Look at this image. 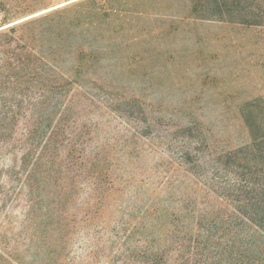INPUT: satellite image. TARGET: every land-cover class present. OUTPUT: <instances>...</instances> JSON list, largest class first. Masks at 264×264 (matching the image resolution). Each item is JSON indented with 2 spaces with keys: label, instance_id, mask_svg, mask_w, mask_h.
Masks as SVG:
<instances>
[{
  "label": "rangeland",
  "instance_id": "374dc122",
  "mask_svg": "<svg viewBox=\"0 0 264 264\" xmlns=\"http://www.w3.org/2000/svg\"><path fill=\"white\" fill-rule=\"evenodd\" d=\"M36 1L40 3L33 11L6 27L67 9L60 20L79 24L81 38L73 43L95 46L99 42L90 40L86 25L91 11L101 17L111 45L98 61L74 75L68 73L74 83L65 82L63 90L49 93L50 99L35 91L0 94V126L9 122L15 128L10 142L0 140V190L8 200L5 207L0 204V234L17 238L28 224L22 222L30 206L26 199L37 191H25L21 181L11 180L22 174L18 168L23 147L17 140L24 141L22 129L35 123L39 112L49 114L52 125L59 122L66 128L55 140L61 168L54 170H60L63 180L56 183L51 176L47 202L55 205L65 192L60 186L78 175L70 181L74 188L56 217L78 214L71 234L80 242L87 239L95 248L101 246V263L129 246H139L146 225L166 226L175 219L176 214L169 217V212L156 209L181 208L180 214L188 217L195 211V216L211 212L223 228L239 224L235 206L242 210L243 205L214 182L227 179L232 166L225 156L230 152L238 151L245 163L264 160V150L257 158L246 150L254 138L264 137V13L250 19L258 25H249L241 17L199 19L191 15L188 0ZM33 4L26 0L18 7L10 2L18 10ZM104 10L108 17L102 16ZM65 91L63 98L60 93ZM66 105L69 111L60 117ZM57 109L59 113L52 114ZM11 110L16 111L14 121L8 119ZM81 132L101 159L100 189L93 186L90 199L88 174L64 169L72 158L65 159L63 153L68 144L80 141ZM33 144L27 141L26 146ZM87 206L96 207L90 216L83 210ZM74 248L73 255L91 252L81 243Z\"/></svg>",
  "mask_w": 264,
  "mask_h": 264
},
{
  "label": "trees",
  "instance_id": "16d2710c",
  "mask_svg": "<svg viewBox=\"0 0 264 264\" xmlns=\"http://www.w3.org/2000/svg\"><path fill=\"white\" fill-rule=\"evenodd\" d=\"M25 1L0 0V94L18 92L20 95L23 91H35L40 93V96L48 94L47 99H50L49 93L63 90L65 82L70 85L74 83L68 79V73L74 75L76 70L82 69L89 62L98 61L102 51L109 50L111 37L99 22L101 17L98 13L91 11L87 12L89 21L86 25L91 33L90 40L99 42L95 46H79L73 43L81 38L77 30L79 24L75 21L60 20L67 9L54 10L40 18L6 27L14 23L13 19L33 11L40 3L31 0L34 6L23 10L10 5V2H15L20 7ZM187 3L188 7L191 5V15L199 19L232 20L233 17H241L246 24L258 25L250 19H256L264 13V0H188ZM106 12L103 11L104 18L108 17ZM95 47L97 49H94ZM67 65L70 66L69 69ZM66 93H60V96L64 98ZM68 111L69 106H64L60 117L66 116ZM57 113L59 109L52 112ZM35 116L37 121L22 129L24 141L17 140L20 147H23L18 168L22 174L18 172L14 179L10 180L15 183L21 181L25 191L29 189L31 192L35 189L37 195L26 199L30 206L25 209L22 222L28 224L21 227L17 238L9 237L6 233L0 234V264H99L102 247L95 248L87 239L86 242H80V239L74 238L75 234H71L77 225L78 214L63 212V215L57 218L55 213L59 211L61 202H68L69 194L74 188L70 181L73 182V178L78 175L67 179L66 186H60L65 192L62 198L57 199L55 205L47 202L51 197L48 189L53 184V177L56 183L63 180L60 170H54L56 167L61 168V164H56L61 151L56 148L55 140L66 128L59 122L52 125L49 114L39 112ZM10 117L9 121H14L16 111L11 110ZM0 119L4 117L0 116ZM46 121H49L50 125H44ZM14 132L13 125L7 122V125L0 126V140L7 141L9 138L10 142ZM83 134L81 132L79 142L75 145L68 144L65 149L63 156L72 160H67L69 165L67 163L64 169L69 173L78 171L80 175L88 174L89 190L86 193L90 199L92 187L100 189L97 180L101 172V159L96 150H90V142ZM27 141L34 144L28 147ZM246 150L252 158H257V154L264 150V137L254 138ZM53 151L54 154L51 155ZM225 158L232 166L231 171L224 182L214 183L219 185V189L226 190L229 198L240 201L243 205L242 210L235 206L236 218L241 219L239 224L223 228L216 214L211 212H198L199 216H195V211L192 217H188L180 214L183 212L181 208H173L170 211L156 209L157 213L169 212V217L176 214L175 219L166 226L146 225L143 228V237L137 241L140 242L139 246H129L121 254L104 258L101 264H264V160L254 164L252 160L247 159L245 163L239 157L238 151L228 153ZM74 167L77 170H74ZM24 173L25 178L22 176ZM54 188L56 190L59 187ZM95 191L94 196L97 192ZM5 194L2 188L0 204L4 207L8 203ZM12 194L19 196L20 193L13 189ZM94 207L87 206L83 210L90 216ZM61 208L63 209L62 204ZM88 220L92 224V220ZM253 228L256 231L251 233L250 229ZM86 234L87 238L91 236L88 232ZM77 243H81L91 252L83 254L80 251L79 254L73 255ZM127 243H131L129 237Z\"/></svg>",
  "mask_w": 264,
  "mask_h": 264
}]
</instances>
